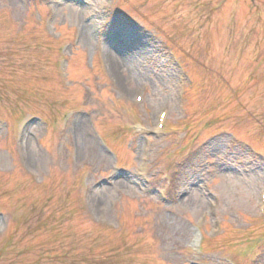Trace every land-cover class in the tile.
Returning <instances> with one entry per match:
<instances>
[{"label": "rangeland", "instance_id": "1", "mask_svg": "<svg viewBox=\"0 0 264 264\" xmlns=\"http://www.w3.org/2000/svg\"><path fill=\"white\" fill-rule=\"evenodd\" d=\"M0 264H54V0H0Z\"/></svg>", "mask_w": 264, "mask_h": 264}]
</instances>
